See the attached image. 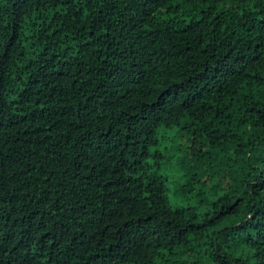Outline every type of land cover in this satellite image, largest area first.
Masks as SVG:
<instances>
[{
  "label": "trees",
  "instance_id": "trees-1",
  "mask_svg": "<svg viewBox=\"0 0 264 264\" xmlns=\"http://www.w3.org/2000/svg\"><path fill=\"white\" fill-rule=\"evenodd\" d=\"M0 264H264V0H0Z\"/></svg>",
  "mask_w": 264,
  "mask_h": 264
}]
</instances>
